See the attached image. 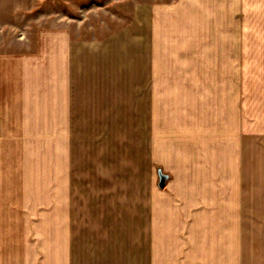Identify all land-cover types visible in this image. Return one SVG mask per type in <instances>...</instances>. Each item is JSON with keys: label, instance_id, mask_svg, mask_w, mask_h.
Wrapping results in <instances>:
<instances>
[{"label": "crops", "instance_id": "crops-1", "mask_svg": "<svg viewBox=\"0 0 264 264\" xmlns=\"http://www.w3.org/2000/svg\"><path fill=\"white\" fill-rule=\"evenodd\" d=\"M131 20L102 39L44 27L0 53V148L45 144L46 192L0 199V264H264V0L137 3ZM128 100L149 126L155 188L73 198L62 176L79 128L98 127L95 109L124 122ZM159 134L176 138L160 157Z\"/></svg>", "mask_w": 264, "mask_h": 264}, {"label": "rangeland", "instance_id": "rangeland-1", "mask_svg": "<svg viewBox=\"0 0 264 264\" xmlns=\"http://www.w3.org/2000/svg\"><path fill=\"white\" fill-rule=\"evenodd\" d=\"M171 1L0 0V53H4L13 46H16L18 42L32 37L38 29L44 27L46 29L62 27L70 31L75 38L83 40L102 39L132 21V9L135 4L167 3ZM126 103V110L122 111H126L124 122L118 123L116 122L117 118L112 116V114L108 117L109 112L104 116L102 112L95 109L97 119L94 122L98 124V127L92 128L87 121H83V126L79 128V140H84L85 142L77 143L79 149L74 159V169L71 172L70 166H66L63 169L62 176L65 181H68L73 198L112 197L111 194L113 192L116 194L123 192V190L120 191V188L117 192L110 191L108 195L105 183H109L110 185L118 182L125 184L138 183L140 187V184L142 186L147 184L146 188L152 187V185L150 186V183H152L155 188L157 176L151 162V157L153 161H155V158L149 155V138L144 132L145 130L149 132V126L147 124V128L143 126L144 121L140 117L141 112L138 110L137 103L133 104V107L129 100ZM133 111L135 114L134 119L130 117ZM115 123L122 125L117 126ZM121 130L125 133L124 138L129 136L130 139L128 141L123 142L120 133L117 135L118 131ZM133 135L136 139L135 141L133 140ZM37 136L35 135V138ZM102 136L104 137L103 140ZM25 139H28V135L25 136ZM171 143H176V138L169 137L168 140H165L159 134L157 142L158 157L163 154L161 148L168 150L171 148ZM44 148L45 144L43 143L22 142L21 140L15 141L14 139L10 140V143L1 144L0 172L3 176H7V167L5 166L6 168H4L1 165L4 162L1 159V151L5 150L7 155L5 158L12 157L15 162L16 160L24 161V163L29 164V167L23 173L22 168L14 167V164L17 162L13 161V164L8 167V171H15V177L12 180L13 184L9 175V184L4 183V186L8 190H0V199L38 198L39 194L46 193L40 190L41 179L45 178V175L38 174L39 171L37 170L40 165L43 166L44 160L35 157ZM18 153L19 155L23 154L24 157L18 158L16 156ZM158 162L163 163L162 159H158ZM150 166L153 169L152 173L149 169ZM19 171L22 174H18ZM19 182L20 184L21 182L26 184L25 191L18 189V185L16 184ZM103 184L104 186H101ZM101 188H103V191ZM96 189L99 190L96 191ZM127 189L125 188L126 193ZM2 205L0 209L3 213L0 214H6V204Z\"/></svg>", "mask_w": 264, "mask_h": 264}, {"label": "water", "instance_id": "water-1", "mask_svg": "<svg viewBox=\"0 0 264 264\" xmlns=\"http://www.w3.org/2000/svg\"><path fill=\"white\" fill-rule=\"evenodd\" d=\"M158 176H159V187L164 188L167 184L169 177L166 174H164L161 169H159L158 171Z\"/></svg>", "mask_w": 264, "mask_h": 264}]
</instances>
